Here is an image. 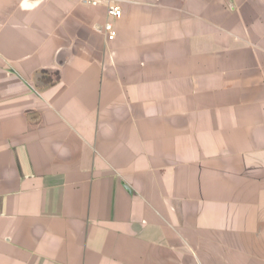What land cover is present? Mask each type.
<instances>
[{
    "label": "crops",
    "instance_id": "1",
    "mask_svg": "<svg viewBox=\"0 0 264 264\" xmlns=\"http://www.w3.org/2000/svg\"><path fill=\"white\" fill-rule=\"evenodd\" d=\"M100 1L0 0V264H264V0Z\"/></svg>",
    "mask_w": 264,
    "mask_h": 264
},
{
    "label": "built area",
    "instance_id": "2",
    "mask_svg": "<svg viewBox=\"0 0 264 264\" xmlns=\"http://www.w3.org/2000/svg\"><path fill=\"white\" fill-rule=\"evenodd\" d=\"M80 1L92 6H98L102 3L100 0H80ZM104 2L107 4L108 17L110 18V20L120 19L122 17V8L118 3H113L110 0H106ZM103 31L109 41H114L116 39L117 30L111 21L106 22V24L103 27Z\"/></svg>",
    "mask_w": 264,
    "mask_h": 264
}]
</instances>
